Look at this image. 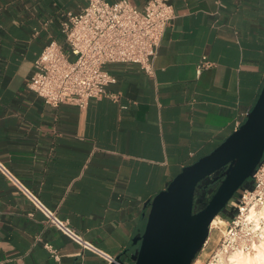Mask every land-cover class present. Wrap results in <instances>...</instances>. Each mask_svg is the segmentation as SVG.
Returning <instances> with one entry per match:
<instances>
[{
    "label": "crops",
    "instance_id": "0c3cea01",
    "mask_svg": "<svg viewBox=\"0 0 264 264\" xmlns=\"http://www.w3.org/2000/svg\"><path fill=\"white\" fill-rule=\"evenodd\" d=\"M172 4L154 75L107 65L119 100L80 109L51 107L27 84L44 48L64 45L62 20L87 0H0V161L86 241L127 261L146 205L245 122L264 86V0ZM203 58L213 66L199 74ZM0 264L108 263L48 226L0 173Z\"/></svg>",
    "mask_w": 264,
    "mask_h": 264
},
{
    "label": "built area",
    "instance_id": "2783aa9c",
    "mask_svg": "<svg viewBox=\"0 0 264 264\" xmlns=\"http://www.w3.org/2000/svg\"><path fill=\"white\" fill-rule=\"evenodd\" d=\"M172 1L148 0L143 10H137L130 0L113 4L107 0H87L88 5L81 13L67 14L62 20L64 45L52 41L44 48L34 64L27 88L55 108L71 105L85 109L90 101L102 98L118 101V95L107 91L116 79L105 66L132 64L154 75L161 43L175 18ZM212 66L203 58L198 73ZM243 123H238L236 130ZM0 173L44 216L48 226L78 245L81 251L92 252L108 264H121L117 257L98 249L67 221L60 219L56 210L47 207L1 161ZM263 206L264 159L253 176V190H239L227 205L233 217L225 222L226 228L215 253L217 264H227L235 254H253L264 244V219L250 214L252 209L259 210ZM208 243L209 239L204 248ZM45 247L59 261V253L50 245Z\"/></svg>",
    "mask_w": 264,
    "mask_h": 264
},
{
    "label": "water",
    "instance_id": "95a60500",
    "mask_svg": "<svg viewBox=\"0 0 264 264\" xmlns=\"http://www.w3.org/2000/svg\"><path fill=\"white\" fill-rule=\"evenodd\" d=\"M264 159V86L243 125L210 154L183 168L145 207L146 227L133 240L138 246L121 264H193L220 215L232 218L227 205L241 189L253 190V176ZM219 177L201 210L208 187Z\"/></svg>",
    "mask_w": 264,
    "mask_h": 264
},
{
    "label": "rangeland",
    "instance_id": "374dc122",
    "mask_svg": "<svg viewBox=\"0 0 264 264\" xmlns=\"http://www.w3.org/2000/svg\"><path fill=\"white\" fill-rule=\"evenodd\" d=\"M209 191L212 190L211 194L207 193L206 199L203 203H200L198 205L197 210H201L205 204L208 203L209 199L211 198L213 191L216 189V186L211 184L208 187ZM228 210V209H227ZM221 219L226 222L227 219L221 215H219ZM229 218V217H228ZM226 224L215 226L211 231L209 235V243L203 250L200 252V254L197 256L196 260L193 262V264H217V260L215 258V253L219 247L220 240L222 238V234L225 231Z\"/></svg>",
    "mask_w": 264,
    "mask_h": 264
},
{
    "label": "bare ground",
    "instance_id": "6f19581e",
    "mask_svg": "<svg viewBox=\"0 0 264 264\" xmlns=\"http://www.w3.org/2000/svg\"><path fill=\"white\" fill-rule=\"evenodd\" d=\"M251 215L258 214L264 219V206L259 210L252 209L250 212ZM225 222L221 217H217L213 223L212 228L218 225L224 226ZM221 264H224L221 262ZM227 264H264V244L256 248V251L253 254H235L231 256L230 261Z\"/></svg>",
    "mask_w": 264,
    "mask_h": 264
},
{
    "label": "trees",
    "instance_id": "16d2710c",
    "mask_svg": "<svg viewBox=\"0 0 264 264\" xmlns=\"http://www.w3.org/2000/svg\"><path fill=\"white\" fill-rule=\"evenodd\" d=\"M221 181H222V178L219 177V178L213 183V185L215 186V185L219 184ZM220 215L223 216V217H225L226 219H228V216H227V215H225V214H220Z\"/></svg>",
    "mask_w": 264,
    "mask_h": 264
}]
</instances>
